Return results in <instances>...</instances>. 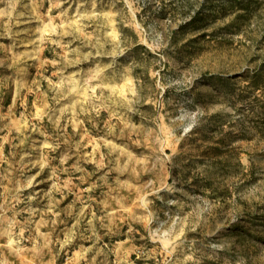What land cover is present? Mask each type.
<instances>
[{
  "label": "rangeland",
  "instance_id": "rangeland-1",
  "mask_svg": "<svg viewBox=\"0 0 264 264\" xmlns=\"http://www.w3.org/2000/svg\"><path fill=\"white\" fill-rule=\"evenodd\" d=\"M0 264H264V0H0Z\"/></svg>",
  "mask_w": 264,
  "mask_h": 264
}]
</instances>
